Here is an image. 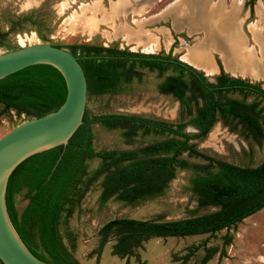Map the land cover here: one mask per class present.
Returning a JSON list of instances; mask_svg holds the SVG:
<instances>
[{
  "label": "trees",
  "instance_id": "obj_1",
  "mask_svg": "<svg viewBox=\"0 0 264 264\" xmlns=\"http://www.w3.org/2000/svg\"><path fill=\"white\" fill-rule=\"evenodd\" d=\"M35 24L24 15L21 22ZM3 34L0 32V39ZM67 50L78 57L86 80V93H112L120 83L129 82L141 70L155 72L161 77L158 91L169 95L179 104L178 121L151 120L132 114H100L89 117L86 110L65 145H58L22 160L10 173L4 190V205L8 219L25 247L46 264H81L65 247L58 230L62 213L69 216L66 205L73 201V191L86 174L85 161L99 158L100 163L83 183L84 189L102 176L98 201L103 204L114 196L133 201L162 190L174 175V169H188L183 152L207 161L208 173L189 178L190 191L199 206H213L209 213L169 221H150L132 218H113L99 229L101 241L111 231L119 236L114 253L130 255L131 248L150 237L213 234L233 227L248 215L264 207V157L255 166H239L204 154L191 140L205 137L218 116L240 124L241 133L254 141H261L263 128L258 121V103L264 101V89L224 73L222 69L210 81L200 70L182 62L167 52L140 53L89 43H72ZM167 72V73H166ZM236 91L255 99L245 102L224 99V94ZM65 85L61 74L48 64L24 67L0 79V104L3 110L38 117L56 109L64 99ZM182 112L188 120H182ZM105 129H121L129 140L137 132L161 134L167 138L122 151L93 150L90 125ZM186 126L196 131L188 133ZM57 162L55 163V161ZM55 164V165H54ZM54 165V167H53ZM53 167V168H52ZM197 169L203 166H195ZM26 191V204L18 214L13 195ZM36 238V242H35ZM229 243L224 238L223 246ZM40 252L36 251V248ZM205 250L199 264L209 258ZM224 254L223 249L219 252ZM1 264V263H0Z\"/></svg>",
  "mask_w": 264,
  "mask_h": 264
},
{
  "label": "rangeland",
  "instance_id": "obj_2",
  "mask_svg": "<svg viewBox=\"0 0 264 264\" xmlns=\"http://www.w3.org/2000/svg\"><path fill=\"white\" fill-rule=\"evenodd\" d=\"M122 1L126 2L129 11L143 9L147 20L157 19V24L150 22L143 27L153 35L157 32L161 34L162 30L167 34L164 38L159 35L157 46H137L128 43L121 35L120 26L128 24L133 13L126 19H108L111 10L120 6ZM204 1L213 8L221 6L227 12L224 11L225 16L234 19V28L248 40V44H252L251 32L264 39V0ZM187 2L188 0H180L179 3L177 0H0V32L3 34L0 39V53L36 43H49L66 50L67 45L72 43L115 45L140 53L167 52L171 49L173 56L200 70L210 81L213 74H206L203 68L211 71L222 69L229 76L258 83L264 89V63L254 76L239 72L232 75L229 67L216 55L212 56V67L193 61L190 50L203 35L173 28V20L170 18L176 7L183 11ZM24 15L34 20L35 24L31 25L26 21L20 23ZM223 50L228 52L224 47ZM161 79L155 72L143 69L129 82L120 83L116 92H87V115L132 114L168 122L179 120L178 102L169 95L158 93ZM226 98L237 101L243 99L245 102L258 100L252 95L244 97L236 91L225 93L224 99ZM262 106L264 101L258 103L257 111ZM257 117L263 128V138L259 142L246 138L241 133L240 124L235 120L219 116L204 138L190 142L195 143V147L206 155L239 166H255L264 157V108L258 111ZM29 118L31 116L12 109L3 110L0 104V136ZM188 118L182 112V120ZM90 131L91 145L96 152L136 149L167 138L161 134L144 135L137 132L126 140L121 129H105L97 123L90 125ZM185 131L193 133L196 130L186 126ZM178 158L185 160L189 168L176 167L173 177L160 192L133 201L112 196L103 204L98 201L102 176L91 182L86 189L83 187V183L99 165L100 159L94 157L86 160V174L81 177L77 189L73 191V201L66 205L71 213L67 217L62 213L58 221L61 240L72 256L81 264H199L205 250L210 249L213 251L204 264H264V207L243 218L235 226L220 229L213 234L150 237L132 247L130 255L114 253L119 239L115 231H111L106 240L101 241L100 227L113 218L169 221L209 213L216 209L213 206H199L188 182L193 175L212 171L204 167L207 161L186 152ZM195 166L203 168L197 169ZM26 201L24 188L13 195L18 214L23 210ZM224 238H229V243L223 246ZM221 248L223 255L219 253ZM36 251L40 252V249L37 247Z\"/></svg>",
  "mask_w": 264,
  "mask_h": 264
},
{
  "label": "water",
  "instance_id": "obj_3",
  "mask_svg": "<svg viewBox=\"0 0 264 264\" xmlns=\"http://www.w3.org/2000/svg\"><path fill=\"white\" fill-rule=\"evenodd\" d=\"M34 64H48L58 70L64 81L65 95L56 109L26 119L0 136L1 264H46L25 247L8 219L4 205L6 181L25 158L65 145L81 123L85 110L86 80L83 70L78 57L62 47L36 43L0 53V79Z\"/></svg>",
  "mask_w": 264,
  "mask_h": 264
},
{
  "label": "bare ground",
  "instance_id": "obj_4",
  "mask_svg": "<svg viewBox=\"0 0 264 264\" xmlns=\"http://www.w3.org/2000/svg\"><path fill=\"white\" fill-rule=\"evenodd\" d=\"M179 2L180 0H177V3ZM224 11L221 6L213 8L204 0H188L183 11L176 7L171 12L170 18L173 20V28L203 35L198 44L190 50L191 58L196 64L212 67V56L216 55L229 67L232 75L239 72L256 76L264 63V39L258 38L257 34L254 35L255 32H251L252 44H248V40L234 28V19L225 16L226 11ZM144 12L143 9L129 11L126 2L122 1L120 6L111 10L108 19L111 21L126 19L130 13H133L128 24L120 26L121 35L128 43L153 48L159 43V35L164 38L167 34L162 30L161 34L154 32L153 35L151 31L144 30L146 24L158 22L157 19L147 20L143 15ZM223 47L228 51L227 53ZM203 71L206 74L214 72L208 68H203Z\"/></svg>",
  "mask_w": 264,
  "mask_h": 264
},
{
  "label": "flooded vegetation",
  "instance_id": "obj_5",
  "mask_svg": "<svg viewBox=\"0 0 264 264\" xmlns=\"http://www.w3.org/2000/svg\"><path fill=\"white\" fill-rule=\"evenodd\" d=\"M159 93V91H158ZM171 97V96H170ZM143 117V116H142ZM144 118H147V119H151V120H159V119H154V118H148V117H144ZM175 121H178V120H175Z\"/></svg>",
  "mask_w": 264,
  "mask_h": 264
},
{
  "label": "crops",
  "instance_id": "obj_6",
  "mask_svg": "<svg viewBox=\"0 0 264 264\" xmlns=\"http://www.w3.org/2000/svg\"><path fill=\"white\" fill-rule=\"evenodd\" d=\"M263 6H264V5H263ZM259 8H260V7H259ZM258 10H259V9H258ZM218 72H219V71L216 70V71H214L212 74L215 75V74H217Z\"/></svg>",
  "mask_w": 264,
  "mask_h": 264
}]
</instances>
